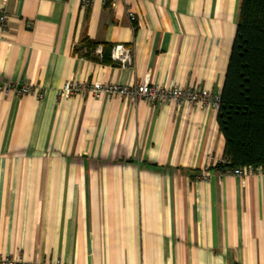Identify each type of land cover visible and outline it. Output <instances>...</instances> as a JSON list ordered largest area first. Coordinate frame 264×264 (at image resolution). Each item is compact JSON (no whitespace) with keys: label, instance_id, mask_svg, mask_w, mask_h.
I'll use <instances>...</instances> for the list:
<instances>
[{"label":"crops","instance_id":"0c3cea01","mask_svg":"<svg viewBox=\"0 0 264 264\" xmlns=\"http://www.w3.org/2000/svg\"><path fill=\"white\" fill-rule=\"evenodd\" d=\"M239 4L0 0L1 255L60 264H264V170L215 173L224 152L216 107L60 94L69 81L149 78L219 95ZM85 37L131 47L132 63L80 56ZM23 85L32 92L18 93Z\"/></svg>","mask_w":264,"mask_h":264},{"label":"trees","instance_id":"16d2710c","mask_svg":"<svg viewBox=\"0 0 264 264\" xmlns=\"http://www.w3.org/2000/svg\"><path fill=\"white\" fill-rule=\"evenodd\" d=\"M100 54H96L97 47ZM112 45L83 38L75 52L107 65ZM216 124L224 139L216 169L264 170V0H240L234 37L219 94Z\"/></svg>","mask_w":264,"mask_h":264},{"label":"built area","instance_id":"2783aa9c","mask_svg":"<svg viewBox=\"0 0 264 264\" xmlns=\"http://www.w3.org/2000/svg\"><path fill=\"white\" fill-rule=\"evenodd\" d=\"M84 4L88 2V0H83ZM119 0H111L112 4H115ZM4 4V3H3ZM128 18L130 21L135 20V16L132 12H128ZM7 20V13L5 11L4 6H1L0 9V27L1 29H5ZM101 47H97L95 50L96 54H100ZM110 59L120 65V66H128L132 63L133 60V49L124 44L118 43L114 44L110 50ZM17 92L20 94H27L32 92L30 86L23 85L17 88ZM79 93H87V94H99L105 93L108 95H120L122 97L127 98L130 102L135 103L138 100H144L149 104H157L160 102L167 101H175V102H189V103H201L207 104L210 103L214 107H218L219 95H211L208 90H196V89H181L174 86L164 87L161 85L153 84L149 81V78L143 80L140 84H114V83H101V82H93L90 85L78 83L75 81L66 82L60 89L61 95H74ZM218 163H226L225 159H221ZM261 168L252 167V166H244L241 168H224V169H216L215 173L219 176H237L239 178H244L249 174L255 172H261ZM0 264H60L56 263H38V262H21L16 261L9 256H3L0 254Z\"/></svg>","mask_w":264,"mask_h":264}]
</instances>
